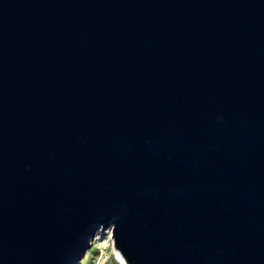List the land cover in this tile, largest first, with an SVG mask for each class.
<instances>
[{
  "label": "water",
  "instance_id": "95a60500",
  "mask_svg": "<svg viewBox=\"0 0 264 264\" xmlns=\"http://www.w3.org/2000/svg\"><path fill=\"white\" fill-rule=\"evenodd\" d=\"M264 264V0H0V264Z\"/></svg>",
  "mask_w": 264,
  "mask_h": 264
},
{
  "label": "rangeland",
  "instance_id": "374dc122",
  "mask_svg": "<svg viewBox=\"0 0 264 264\" xmlns=\"http://www.w3.org/2000/svg\"><path fill=\"white\" fill-rule=\"evenodd\" d=\"M91 252L84 258L87 264H119L114 255V241L111 230L102 231L100 240L91 246Z\"/></svg>",
  "mask_w": 264,
  "mask_h": 264
},
{
  "label": "bare ground",
  "instance_id": "6f19581e",
  "mask_svg": "<svg viewBox=\"0 0 264 264\" xmlns=\"http://www.w3.org/2000/svg\"><path fill=\"white\" fill-rule=\"evenodd\" d=\"M102 231H104V230H102ZM102 231H100V232H98L96 234V236H95V238H94V240L92 242V246H94V244L97 243L100 240V237L102 235ZM90 252H91V250H88L85 253V255L83 256V258L81 259L79 264H87V263H85L84 258H86L89 255ZM114 255H115V258L117 259V261L119 262V264H127L126 261L124 260V258L122 257V255L120 254V252L118 250H114Z\"/></svg>",
  "mask_w": 264,
  "mask_h": 264
}]
</instances>
